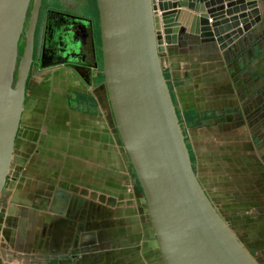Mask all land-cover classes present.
<instances>
[{
  "label": "crops",
  "instance_id": "0c3cea01",
  "mask_svg": "<svg viewBox=\"0 0 264 264\" xmlns=\"http://www.w3.org/2000/svg\"><path fill=\"white\" fill-rule=\"evenodd\" d=\"M256 1L261 19L233 43L179 34L161 54L181 113L211 119L185 134L197 176L214 205L218 180L238 185L232 191L237 201L242 191L251 197V189L264 183L253 178L250 168L257 134L248 138L246 147L230 144L239 133H250L246 126L253 128L251 119L264 122V0ZM49 28L46 47L51 49L61 37L55 22ZM76 31L77 54L87 50V77L63 62L37 68L28 83L15 153L23 164L17 181L8 179L0 264H163L101 67L95 65L100 56L93 36L79 27ZM237 110L242 122L250 119L246 126H235ZM235 159L240 163L237 175L229 166ZM254 195L249 203L263 205L264 195Z\"/></svg>",
  "mask_w": 264,
  "mask_h": 264
},
{
  "label": "water",
  "instance_id": "95a60500",
  "mask_svg": "<svg viewBox=\"0 0 264 264\" xmlns=\"http://www.w3.org/2000/svg\"><path fill=\"white\" fill-rule=\"evenodd\" d=\"M96 1L102 76L163 264H261L197 176L161 58L179 34L233 43L261 19L258 2ZM31 3L0 0V200L15 158L31 72L38 60L41 67L50 65L43 63L45 48L35 57L43 0H33L30 9ZM21 38L25 45L20 56Z\"/></svg>",
  "mask_w": 264,
  "mask_h": 264
},
{
  "label": "rangeland",
  "instance_id": "374dc122",
  "mask_svg": "<svg viewBox=\"0 0 264 264\" xmlns=\"http://www.w3.org/2000/svg\"><path fill=\"white\" fill-rule=\"evenodd\" d=\"M47 1L48 0H44L45 3ZM53 1L57 3L58 5L60 4L68 5L69 7L74 8L75 10L81 11L82 13L86 15H90V16L92 14L96 15V17L98 18V8H97L96 0H53ZM53 1H51L50 4H53L54 3ZM53 7H55V5H53ZM230 51L231 53H237L236 51L238 50L235 49V50H230ZM225 59L234 61L232 56H226ZM166 74L168 75L167 72ZM168 77H169L168 81L171 84L170 86L172 89V83L170 82V76L168 75ZM246 79H247V83H250L251 77L249 76ZM247 83L246 85H248ZM238 89L239 87L237 86V90ZM253 98L254 97L251 96V99ZM176 107H177V104H176ZM244 111L247 112V107H244ZM235 117L237 119L235 126L236 127L243 126L244 123L241 121V117H243V114H241V112L239 113L237 110V116ZM232 118H234V116ZM248 120L250 122V119ZM251 120H252L253 128L246 126L247 128L250 129V133L248 131L247 132L243 131L242 133H239L241 137L239 139H236V141L233 143L230 142V144L236 145L237 147H239L240 145L246 147L248 146V141H247L248 138L250 139V136L254 137V135L257 134L258 138L257 139L255 138L254 141L252 140V145H253L252 152H256V155L252 154L251 156V157L253 156L254 157L251 158L250 160L251 161L250 168L252 171L253 178H255L258 182L259 181L262 182L264 181V134H262V132L259 133V128L257 126L260 124L261 127H264V122L258 123V122H255V119H251ZM210 123H212L211 119H201V124L203 125H207ZM192 124L193 122H191V124L183 123L182 126L184 129V132L187 131L189 127H192L193 126ZM16 153H19V151L17 150ZM19 158L20 157L18 155L15 156L14 158L11 172L8 177L9 180L16 179L15 181H17L18 177L16 175L18 172V168L21 164H23V161H21ZM238 160L235 159L234 161H232V164L229 165L230 167H232V170L236 173V175L238 174V171L236 170V168H239L238 164H240V163H236ZM243 161L244 160H241V163ZM195 164L196 162L194 163V165ZM210 167L215 168L214 165H210ZM225 167H228V166H225ZM217 168H221V167H217ZM207 173L210 174L208 171ZM10 184L11 183H9V181L7 180V183H6L7 188L5 186L4 192L0 200V231H1L0 233H2L3 231V211L2 210L4 206V200L6 199L7 196H9L10 192L8 191V188H10ZM216 184H217V191L219 192L217 193V195H215L216 197L212 195L215 197L214 200L216 201L215 203L216 208L218 209L220 214L223 216V218L230 224L231 228L236 233L240 241L253 253V255L257 258V260L261 264H264V204L259 205V203H255V204L249 203L251 200L252 201L254 200V196H255L254 194H256V196L264 195V186H263L264 183L262 184L257 183V188L251 189L252 193H249L251 197L250 196L245 197V195L247 194L243 195L244 193L242 191V194H239L241 195L239 196L241 197L240 201L233 200L234 192L232 191H234V188H238V185L233 186V183L232 185H230L229 182L226 180H223V181L218 180ZM93 209L94 211H98V209H96L95 207H93ZM0 245H2V242L0 243Z\"/></svg>",
  "mask_w": 264,
  "mask_h": 264
},
{
  "label": "flooded vegetation",
  "instance_id": "af4514ba",
  "mask_svg": "<svg viewBox=\"0 0 264 264\" xmlns=\"http://www.w3.org/2000/svg\"><path fill=\"white\" fill-rule=\"evenodd\" d=\"M44 2V0H43ZM54 2V1H53ZM51 2H44L41 7V13L39 18V23L36 32V44H35V57H39L41 54V50L39 51V43L41 39V35L43 36L42 40V49H46V54L43 63L44 64H54L53 67L59 65V63L65 62L66 65L71 66L73 69L79 72V74L83 77H87L88 71L86 66L84 65V58H86L87 50L83 55L77 54V45H75V41L77 40V31L76 28H81L87 31V37L93 36L92 39L94 41L93 48L95 53H98L100 56L99 61L95 64L96 66L101 67V44L99 42L100 32H99V16L96 15L93 18L90 15H86L81 11L75 10L74 8L69 7L68 5L57 3L50 4ZM33 0L31 3L32 8ZM47 4V5H45ZM55 5V7H53ZM30 17V10L27 17V22L25 23V31L28 27ZM55 22L58 32H60L61 40L57 41V44H54L53 48L49 49L46 47V41L50 39V28L49 25ZM44 28L41 34V28ZM49 37V38H48ZM24 43V39L21 38L20 45ZM56 43V42H55ZM19 45V46H20ZM25 45V44H24ZM37 64V68H41V62L38 60L35 62ZM36 68V69H37ZM35 73V71L31 72ZM30 76V78H31ZM29 78V80H30ZM244 125L248 123V120L245 119L243 121ZM242 126V127H243ZM259 128V133L263 127L260 124L257 126ZM16 153V152H15ZM64 202L65 199H63ZM77 240V239H76ZM78 243V242H77Z\"/></svg>",
  "mask_w": 264,
  "mask_h": 264
},
{
  "label": "trees",
  "instance_id": "16d2710c",
  "mask_svg": "<svg viewBox=\"0 0 264 264\" xmlns=\"http://www.w3.org/2000/svg\"><path fill=\"white\" fill-rule=\"evenodd\" d=\"M99 42H100V39H99ZM100 44H101V42H100ZM20 45V44H19ZM23 50H24V43H22V45H20L19 46V54H20V56L23 54ZM165 75H166V78H167V80H168V75L166 74V72H165ZM102 78H103V76H102ZM169 85H171L170 83H169ZM170 88H171V86H170ZM171 91H172V89H171ZM173 99H174V96H173ZM174 102H175V100H174ZM175 105H176V102H175ZM177 112H178V114H179V118H180V122H181V124L183 125V123L185 124H191V122H193V126L192 127H197L199 124H201V119H191V117H190V112H186V113H181V111H179L178 109H177ZM189 150H190V153H191V158H192V161H193V164L195 163V157H194V154L192 153V151H191V149H190V147H189ZM134 176H135V173H134ZM137 186L139 187V185L137 184ZM139 189H140V187H139ZM141 190V189H140Z\"/></svg>",
  "mask_w": 264,
  "mask_h": 264
}]
</instances>
